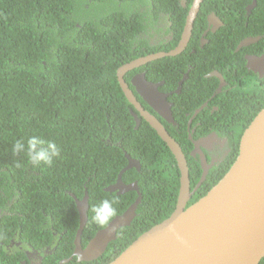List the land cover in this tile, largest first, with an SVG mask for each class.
I'll return each instance as SVG.
<instances>
[{
  "label": "trees",
  "instance_id": "trees-1",
  "mask_svg": "<svg viewBox=\"0 0 264 264\" xmlns=\"http://www.w3.org/2000/svg\"><path fill=\"white\" fill-rule=\"evenodd\" d=\"M139 1L0 0V163L6 133L25 132L27 129L24 124L28 120L16 112L21 111L25 101H28L35 112L30 129L45 139L54 140L61 148L60 156L47 169L46 182L31 196L29 203L40 213H53L61 224L60 232L66 227L65 232L58 233L61 235L56 248L58 258L69 255L73 250L68 253L79 221L74 199L67 191L78 198L82 197L84 190L88 192L87 221L81 233L83 245L100 229L90 219L93 204L102 198H115L119 214L134 201L137 193L133 190L117 194L105 189L114 183L126 165L124 152L139 159L140 164L139 171L129 168L121 174L124 183L138 182L142 197L136 216L130 225L117 230L115 240L107 245L102 255L85 261L86 264H106L140 233L164 219L175 208L179 188L176 159L144 118L140 117L138 126L134 127L135 121L128 111L133 105L119 87L116 70L136 57L175 47L186 8L183 9L178 0L152 3L156 24L161 20L160 13L169 15L172 39L150 45L147 40L136 37L143 29ZM233 6L235 14L245 12L243 4ZM209 9L217 12L212 5ZM235 22H238L233 26L235 31L226 40H221L223 44L238 42L236 36L241 39L246 35L262 34L264 38V0H257L250 15L247 18L242 15V20ZM200 27H205L203 16L194 22L190 40L179 54L157 58L124 75L128 80L134 73L144 70L147 80L163 81L160 91H173L168 100L172 102V116L180 133L172 124L162 122L186 156L191 188L198 181L201 170L198 161L190 155L192 144L188 135L192 128L193 137L203 134L196 130L199 114L192 120L189 129L187 124L190 115L205 98L200 96L198 87L205 69L202 61L211 60L214 55L212 49H202L197 45L196 34H199ZM14 31L22 44L14 38ZM223 51L228 62L231 60L235 65L220 72L226 82L224 88H229L226 97H233L227 114L237 104L240 109L251 113L246 115L249 123L264 104L257 106L258 101L264 100V83L256 87L251 81H244L240 89L230 88L234 74L250 78H255V75L246 73L243 59L239 56L230 58ZM187 64L190 65L187 78L182 82L180 92L176 93L174 90L187 71ZM255 106L257 109L252 112ZM10 116H14L15 122ZM75 131H80L84 137L72 136ZM223 134L230 138L235 134L227 162L217 172H210L191 202L204 195L222 177L236 156L240 133ZM10 173L20 179L19 184L10 188L29 196L33 189L29 168L14 165ZM4 188L6 186L0 185L1 190ZM17 231L14 220L6 216L0 218L1 233L13 237ZM33 236L42 237V231L35 230ZM16 259L17 256H12L8 261ZM258 264H264V257Z\"/></svg>",
  "mask_w": 264,
  "mask_h": 264
},
{
  "label": "water",
  "instance_id": "water-1",
  "mask_svg": "<svg viewBox=\"0 0 264 264\" xmlns=\"http://www.w3.org/2000/svg\"><path fill=\"white\" fill-rule=\"evenodd\" d=\"M201 0H195L190 7L184 30L177 45L168 51H157L137 57L119 66L117 80L127 99L140 116L156 131L174 155L179 169V188L173 211L140 233L118 255L106 264H258L264 257V104L241 133L238 152L228 170L210 189L196 201L189 199L204 181L209 165L199 149L202 174L199 181L190 189L189 172L184 153L179 143L162 124L174 122L171 103L166 95L158 90L160 82L148 81L144 72L136 74L127 82L124 74L138 66L167 55L180 53L191 35L192 22ZM255 0L248 6L253 7ZM257 38H247V44ZM246 67L256 71L262 58L246 57ZM254 59L256 61H254ZM218 77L222 80L220 74ZM129 83L142 97L155 114L145 110L128 90ZM220 87L217 89L219 91ZM130 93V94H128ZM135 128L140 122L135 110H131ZM202 141H194L198 148ZM126 166L118 173L114 183L105 187L117 194L129 190H139L137 180L124 183L123 171L135 168L139 171L138 159L124 154ZM140 192L135 200L105 229H98L84 247L80 236L87 221L88 192L84 190L79 199L72 194L78 213V228L75 233V252L84 260H93L115 240L117 230L130 225L140 202Z\"/></svg>",
  "mask_w": 264,
  "mask_h": 264
},
{
  "label": "clouds",
  "instance_id": "clouds-1",
  "mask_svg": "<svg viewBox=\"0 0 264 264\" xmlns=\"http://www.w3.org/2000/svg\"><path fill=\"white\" fill-rule=\"evenodd\" d=\"M194 1L195 0H178L179 4L182 6V8L183 9L186 8L185 17L183 19L182 29H184V25L187 21L186 17H187L188 11H189L190 7H192ZM156 2H157V0H140L138 3L139 11L143 12L142 16L140 17L141 24L143 25V29L140 30L136 35V37L140 40H147L149 42V39L140 37V34L146 27L143 23L145 20L144 15L149 13V12H152V14H154L153 9H152V3H156ZM212 3L213 2L211 0H201L200 1L198 9H197L196 14H195V17H194L193 22H192L191 34H192L194 22L196 21V19L199 16H203V22H205V25H206L207 12L209 10H211V9H209V6ZM256 5H257V0H255L254 6L251 7L249 9V11L248 10L247 11L250 12L251 9H253ZM160 17H161V20H160L159 24L162 27H164L165 29L171 30L172 22L168 18L169 15L160 13ZM200 30H201V27L198 29V31H200ZM212 32H214V30ZM258 35L263 36L262 34H258ZM247 36H249L251 38H257V39L259 38V37H252L255 35H246L244 37H247ZM190 37H191V35H190ZM190 37H189V40H190ZM249 37H247V38H249ZM14 38L19 43H21V41L18 38L15 31H14ZM180 38L181 37H179V40H180ZM247 38H245V40ZM179 40H178V42H179ZM252 41H254V40H252ZM242 42L239 44V46L247 45L249 43L248 42L247 44H242ZM149 44L152 45L150 42H149ZM187 44H188V42H187ZM187 44H186V46H187ZM159 51H161V50H159ZM155 52H157V51H155ZM247 53H249V52L242 51V52L236 53L235 56L245 55ZM145 55H147V54H145ZM142 56H144V55H142ZM246 57H252V58L258 59L255 56H246ZM255 59H254V61H256ZM261 61H263V59L259 60V63ZM246 62L248 64L247 58H245V60H244V68L246 70V73L251 74L247 71V69L249 70L250 68L246 67ZM138 67H140V66H138ZM141 72H144V76H145V71L141 70L139 72L134 73L131 77H129L128 80H126L125 77H124V79L127 82H129L132 77H134L136 74L141 73ZM182 77H183V75H182ZM221 77H222V75H221ZM218 78L220 79V77H218ZM254 80H256V77L250 78L249 76H238L236 74L233 77L232 85L230 88L236 87V88L240 89V85L243 84L244 81H251L253 83ZM148 81H150V80H148ZM152 82H160L161 84L159 85V87L163 84V81H152ZM224 82H225V80L222 77V80L220 81V83L217 86V89L219 87H220V89H219V91H217V89H216L214 95H216L218 93H221V94L217 98H211L212 100L210 102H207V104L203 105L201 108L197 107L188 119L187 128L189 129V126H190L192 120L199 114L198 120H197V125H196V130L198 133H203V134H200L196 137H193L194 133H190L191 131L194 132V128H192L191 131H189L188 138L192 144V147L190 150V155L192 157H194L199 163V167L201 170L200 177H201L203 169H202V162H201L200 154L198 152L199 149L202 151V153L205 157V163L209 165L207 174L205 175L203 182H205L209 178L211 171L217 172L220 169V167L224 163L227 162L228 156H229V154L233 148V141L235 140V134L230 138V136L223 134V133H234V132L235 133H242L243 130L247 127V125L254 118V116H253L251 118V120L249 121V123H247L248 117L246 115H250L251 113L246 111L245 109H240L238 107V105H235L232 108V110L230 111V113L227 114L228 105H229V103H231L233 101V98H232V96H229V98L226 97L227 90L229 88H224L226 85V82H225V85L222 87V84ZM118 83H119V81H118ZM129 85L132 86L131 84H129ZM119 87H120L122 93L125 95L120 84H119ZM159 87H158V90H159ZM176 88H175V90H176ZM180 88H181V86H180ZM180 88H178L176 91L174 90V92L179 93ZM164 93H167V92H164ZM137 94L135 93L137 99L140 100L143 103V105L145 103L148 106V108H146L144 105V108L143 107L142 108L150 111L152 114H155L153 112V110L149 107V105L145 101H143L142 97L139 94L138 95ZM246 94H248V93H244V95H246ZM125 97H126V95H125ZM169 102L171 103V106H172V102L171 101H169ZM132 109L135 110V112L139 118L142 117V116H140L139 112L136 109H134V107ZM16 113L19 116L22 115L24 118H26L28 120L24 124L25 128H27V129L25 132L19 131V132H15V133H11V134L6 133V140H5L3 151L1 152L2 159H1V163H0V185L6 186V188H4L3 190L0 189V218L3 216H6V217L14 220L16 223V227H17L18 231L16 232V235L13 237L10 235H7L5 233L0 232V264H18V259H19V264H27L26 262H27L29 255L40 256L38 264H61L63 262H66L65 260H66V256L68 254L62 258H58V253L56 252V248H57V246L61 240L60 234H62L63 232L66 231V227H64L62 229V231L60 232L59 229L61 228V224L53 217V213H51V214L40 213L36 209H33L29 206L31 196H33L36 193V190L44 182H46L47 169L52 167L54 162L56 161V159L60 156L61 148L54 140L45 139L41 135L35 134V133H37L36 131H33L30 129V124H31V122H33L34 115H35V112L32 109V104L30 102L25 101L24 108L21 111H17ZM171 114H172V112H171ZM131 115H132V113H131ZM10 117L12 120L14 119V116H10ZM134 121H135V119H134ZM164 122H166V121H164ZM166 123L176 124L175 121L174 122H166ZM162 124H163V122H162ZM17 128H18V126H17ZM208 131H215L217 133H208L207 134L206 132H208ZM0 133H1V131H0ZM80 133H81L80 131H75L74 133H72V136L84 137V135L80 134ZM221 136L227 137V139L229 141V145L231 146V148L229 147L227 149V151L220 158H217L216 156L212 155L209 159V155L206 153L207 145H210V146L214 145L218 140H220L219 137H221ZM240 136H241V134L238 137L237 146L239 143ZM198 140H201L202 143L199 144L198 148H196L194 145V141H198ZM237 152H238V148H237ZM125 153L126 152H124V154ZM236 155H237V153H236ZM184 156H185V154H184ZM124 157H125V155H124ZM134 159H136V158H134ZM185 159H186V156H185ZM218 160H220V161L217 162ZM186 163H187V159H186ZM176 164H177V162H176ZM14 165H16L17 168H20L22 166L29 168V173H30L29 178L33 180V189L31 190L29 196H23L21 194V192H19L17 190H13L10 188V186L20 183V179L13 177L12 174L10 173V170ZM216 165H217V167H216ZM187 167H188V164H187ZM188 172H189V169H188ZM179 176H180V172H179ZM200 177H199V179H200ZM199 179H198V181H199ZM189 180H190V178H189ZM192 188L190 186V189H192ZM67 193L71 196H72V194L74 196H76L74 193H72L70 191H67ZM195 193H196V191L194 192V194ZM120 194H122V193H120ZM192 196H191V198H192ZM199 197H201V196H199ZM191 198L189 199L188 204H190V203H192L198 199V198H196L194 201L191 202L190 201ZM140 201H141V199H140ZM116 204H117V200L115 198H102L98 203L93 204L90 208L91 222L100 229L107 228L112 223V221L114 220V218L118 214L117 208L115 207ZM135 216H136V210H135ZM78 224H79V221H78ZM35 230H41L42 231V237L39 238L37 236H33V233ZM58 233H60V234H58ZM75 233H76V231H75ZM74 238H75V235H74ZM74 238L72 240V244H69V246H68V248H69L68 253L73 248H75ZM80 240H81V236H80ZM81 244H82V242H81ZM65 248H67V247H65ZM104 251L100 255H102L104 253ZM12 256H17V259L13 262L8 261V258H10ZM21 256H23V257H21ZM85 261H89V260H84L82 255L80 253L75 252V250H74V252H72L70 255L68 264H86Z\"/></svg>",
  "mask_w": 264,
  "mask_h": 264
},
{
  "label": "flooded vegetation",
  "instance_id": "flooded-vegetation-1",
  "mask_svg": "<svg viewBox=\"0 0 264 264\" xmlns=\"http://www.w3.org/2000/svg\"><path fill=\"white\" fill-rule=\"evenodd\" d=\"M245 1L246 0H219L218 2H213L211 5L214 6V9L218 13L212 9L209 10L207 12V16H206L207 22H206L205 27L199 31V34H196V36L198 35V45L200 47H202V49H212L214 52L213 58L211 60H208V61L203 60L202 61V65L205 67V69H204V71L201 69L202 73H201V79H200V81H198V87L200 88V96H203L205 98L199 104L198 108H201L203 105H206L207 102H210L212 100L211 98H217V96L220 94V93H218V94L214 95L215 91L217 89V86L221 81V79H219L217 74H215V73H218L221 75L220 72L223 73L225 71V69L227 67H229L230 65L235 67L233 61L230 60V62H228V60L226 59V57L224 55L223 49L230 55V58L232 56H235L236 53L242 52V51H246L249 53H247L245 55H240L239 56L240 59L245 60L246 56H255L257 58H262L263 61H261L256 66V71H253L251 69H249V70L247 69V71L249 73L254 74L256 77V80H254L252 83L253 86H256V87L259 86L260 87L264 83L263 82V80H264V38H262L261 35L252 36V37H259V38L257 40H254V41H250L247 45L239 46V44L242 41H244L245 38H247L249 36L241 38V39H239L238 36H236L235 39L239 40L236 43L231 41L227 44H223L221 42V40L222 41L226 40L229 35L232 36L233 31H235V28L233 26H236L238 24V22L237 23L235 22L236 20L241 21L242 15H244L247 18L250 15V13L253 11L254 8L251 9L250 12L247 11V8L251 4L252 1L251 0L248 2H245ZM234 4H243V6L245 8V12L240 14V15L235 14L233 11V7H234L233 5ZM144 18H145V20L143 23L146 27L141 32L140 37L149 39V42L152 45H155V44H157L163 40L170 41L172 39V31L165 29L159 23L156 24L153 20L152 12L145 14ZM244 25L245 26L247 25V19H245ZM183 30L184 29H182V31L180 33V37L182 35ZM213 30H214V32H212ZM215 37H217V38H215ZM221 44H222L223 49L221 47ZM189 66L190 65L187 64V71H185L183 73V77L180 80H178V83H177L178 85H177L176 90L178 88H180L182 81L187 78V74L189 72ZM234 75H236V74H234ZM195 83H197V82H195ZM189 84L190 83H188L187 85H189ZM224 85H225V82L222 84V87ZM132 87H133V85H132ZM132 87L129 85L128 90L136 98L135 93L137 94V91H136V89H134L135 86L133 88ZM162 93H164V92H162ZM172 93H173L172 91L164 93L166 95V100L168 99L169 96H171ZM128 94H130V93H128ZM239 95H241V94H239ZM242 95H244V93H242ZM136 101H138V103L144 108V105L140 100H138L136 98ZM167 102L170 103L168 100H167ZM263 102H264V100L260 101V102L258 101L257 106H260ZM257 106H255L254 109H252V112L255 109H257ZM132 108H133V106H129L128 111H130L129 112L130 114H131ZM172 125L175 127L174 129L178 133H180V131L178 130V124L176 123V124H172ZM190 133H193V131H191ZM206 133L208 134V133H217V132L208 131ZM219 138H220V140H218L214 145H212V146L207 145L206 153L209 155V159L212 155L216 156L217 158H220L229 148V141H228L227 137L221 136ZM219 161L220 160H218L217 162H219ZM129 191H132V190H129ZM138 191L139 190H137L135 192L138 194ZM141 197H142V195H141ZM85 245L81 244L82 247H84ZM74 250H75V248H73V250L70 252V254L66 257V260H65L66 262L69 261L70 255L72 252H74ZM39 258H40V256L29 255L26 263L27 264L28 263L29 264H38Z\"/></svg>",
  "mask_w": 264,
  "mask_h": 264
},
{
  "label": "bare ground",
  "instance_id": "bare-ground-1",
  "mask_svg": "<svg viewBox=\"0 0 264 264\" xmlns=\"http://www.w3.org/2000/svg\"><path fill=\"white\" fill-rule=\"evenodd\" d=\"M137 164L139 165V169H140V164H139V161H137ZM139 192V191H138ZM141 195V194H140ZM140 198H141V196H140Z\"/></svg>",
  "mask_w": 264,
  "mask_h": 264
},
{
  "label": "rangeland",
  "instance_id": "rangeland-1",
  "mask_svg": "<svg viewBox=\"0 0 264 264\" xmlns=\"http://www.w3.org/2000/svg\"><path fill=\"white\" fill-rule=\"evenodd\" d=\"M13 122H15V119L12 120ZM241 134V133H240Z\"/></svg>",
  "mask_w": 264,
  "mask_h": 264
}]
</instances>
